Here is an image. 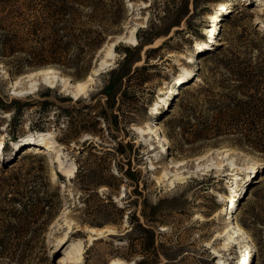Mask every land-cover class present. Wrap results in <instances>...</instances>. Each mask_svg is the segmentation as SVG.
Returning <instances> with one entry per match:
<instances>
[{
  "label": "rangeland",
  "instance_id": "obj_1",
  "mask_svg": "<svg viewBox=\"0 0 264 264\" xmlns=\"http://www.w3.org/2000/svg\"><path fill=\"white\" fill-rule=\"evenodd\" d=\"M119 1V22L105 33L102 45L129 32L134 22L138 25L137 45L119 39L112 64L94 75L84 96L73 99L58 85L41 83L40 76L30 78L37 81L33 92L14 95L11 81L34 69L11 75L0 68V178H10L19 166L27 167L34 155L43 159L47 176L58 189L56 213L43 243L24 260H1L0 264H73L66 246L79 242L84 250L78 264H110L114 258L123 259L122 264H219L213 248L234 264L236 244L230 242L228 250H221L226 238L223 226L231 220L223 213L227 200L226 211L231 209L254 245L246 264H264V249L259 250V241H264V157L251 154L262 166L243 169L241 162L250 163L244 154L230 153L231 162L226 164L213 153L197 165L194 158L213 148L238 147L229 141L233 135L194 137L202 118L198 111L191 115L185 109L190 102L203 103L211 93L213 98H221L222 84L234 89L235 100L242 97L236 89L241 83L237 77L224 81L226 76L212 74L209 68L237 55L264 58V25L256 21H264L261 0H231L227 10L220 9L224 0ZM215 10L224 18L216 43L219 26L215 33L207 32V14ZM88 25L96 27L93 22ZM156 40L158 45L152 47ZM205 40H211L210 44L196 47ZM98 50L85 75L103 56L104 52L96 55ZM189 56H193L191 63L186 62ZM180 64L189 69L194 65L205 78L195 82V77L193 81L178 77ZM30 79H22L19 86H27ZM257 82L254 78L249 84ZM165 85L175 92L165 105L153 108L164 96ZM251 101L247 117L235 114L236 102L231 105L233 112L225 123L231 122L228 128L232 132L251 123ZM156 122L169 140L167 152L158 151L162 146L158 138L149 140L144 134L142 139L135 131V126ZM254 126H264V120ZM43 130L52 134L40 140L38 133ZM29 144L38 145L43 152L35 153L34 146L27 149ZM57 148L64 152L66 165L76 163L73 177L58 167ZM171 158L185 161L176 166ZM51 169L56 172L54 179ZM174 176L180 179L170 183ZM122 187L124 195L119 196ZM218 192L226 198L221 201ZM68 224L72 230L79 229L57 243ZM85 226L109 227L114 233L89 244Z\"/></svg>",
  "mask_w": 264,
  "mask_h": 264
},
{
  "label": "trees",
  "instance_id": "obj_2",
  "mask_svg": "<svg viewBox=\"0 0 264 264\" xmlns=\"http://www.w3.org/2000/svg\"><path fill=\"white\" fill-rule=\"evenodd\" d=\"M89 9L92 13L87 12ZM120 15L119 0H0V61L11 75L54 66L80 79L88 72L105 33L118 24ZM89 22L96 27L91 28ZM258 59L261 60L237 55L209 68L212 74L226 76L224 81L237 77L241 83L236 89L242 97L235 100L234 89L222 84L221 98H213L211 93L203 103L187 104V113L198 111L202 118L194 137L233 135L229 138L232 145L264 157V126H254L264 120V58ZM254 78L258 82L250 85ZM246 90L252 92L247 94ZM251 100V123L232 132L228 128L231 122L225 123L233 112L231 105L236 102L235 114L247 117ZM12 172L10 178H0V194L6 193L0 195V261L24 260L42 244L58 204V189L51 184L42 158L33 155L27 167L19 166ZM262 242L261 239L260 251L264 249Z\"/></svg>",
  "mask_w": 264,
  "mask_h": 264
},
{
  "label": "bare ground",
  "instance_id": "obj_3",
  "mask_svg": "<svg viewBox=\"0 0 264 264\" xmlns=\"http://www.w3.org/2000/svg\"><path fill=\"white\" fill-rule=\"evenodd\" d=\"M224 1H221L219 3L220 9L227 10L228 5H231L230 4L231 0H226L225 3H224ZM144 4H147V3H144ZM260 4L262 5V9H264V0H261ZM218 9H219V7H218ZM219 15H220V13L217 10H215L213 12H209L207 14V18L210 21V24L207 25V27L209 28L207 30L208 34H209V32L215 33V31L217 30V28L219 26V30L217 32V35L214 36V43H216L217 36L219 35L221 27L223 25V19L224 18H220ZM256 21H261V23L264 25V21L262 19L259 20V18H256ZM137 27H138L137 23L134 22L130 26L129 32L127 31L124 34L118 35V37L115 40L108 41L107 44L104 43L101 46V48H99V50L96 54L97 56H99V54L104 52L103 56L100 58L99 62H97L95 64V66L91 69V72H89L88 75H85L84 78L73 79L70 75L63 73L61 70H59L56 67H41V68H37V69L31 70V71H28L26 74L17 75L14 78V80H12L10 83L12 85V88H11L12 94L17 95L19 92H28V93L33 92V90L36 89L37 81H32L30 78H35L37 76H40L41 83H44L45 85H47L49 87H54V86L58 85L63 91H65L67 94H69L70 97H72L73 99H78L80 96H84L85 94H87L86 92L90 86V83L93 81L94 75H97L105 67L112 64L114 57H115L114 46L118 42L119 39H124L123 41L129 43L132 46L137 45V38L135 36V30ZM210 41L211 40H209V41L205 40V41L197 42L196 47H199V45H201L203 43L204 44L208 43V45H209ZM152 45H153L152 47H156L158 45L157 40ZM189 57L190 58H188L186 60V62L191 63L193 60V56H189ZM97 61H98V59H97ZM193 63H195V60L193 61ZM0 68H1L2 72L8 73L6 66L1 61H0ZM179 69H181L182 72H180L178 77H183V78H187V79L190 78L192 81L195 77V79H194L195 81L201 80V76L199 75V72L197 70H195L194 65H192V67L189 69V68L183 66L182 64H180ZM22 79H25V80L30 79L31 81L29 82V84L27 86L20 87L19 82ZM164 88H165L164 96H161L158 98V101H156L153 108H158L159 103H162L163 105H165L167 103L169 97L171 96V94L173 92H175L174 87H170V86L166 87V85H165ZM162 91L163 90L161 89L159 91V93ZM144 127H146V128H144ZM135 131L138 134V136H142V139H145V138H143L144 134H147L149 136V138H148L149 140L150 139L152 140L153 138H158V141L161 142V144H162V146H161L162 149L158 148V151L159 152H162V150H166V152L168 151L169 140L163 134L161 126L157 122L153 123V124H148L145 126H139V125L135 126ZM51 134L52 133L49 130H43L40 133H38V135H40V137H39L40 140H44L45 139L44 136L51 135ZM85 137L87 138L88 136H85ZM1 142L2 141L0 140V144H1ZM12 144L15 145L16 143L13 141ZM32 146H34V149H35L34 152L35 153L43 152L41 147H39L36 144L35 145L29 144L28 145L29 148H27V149L31 150ZM51 146H53V145H51ZM56 151H57V157H56L55 161L58 163V167L62 168L64 170V174L67 175L69 178L73 177L78 170L76 163L71 161L68 165H66L67 160L65 158L64 152L61 150V148L60 149L57 148ZM232 152H240V153L244 154V157L250 159V163L247 165H245L244 162H241V168H243V169H248L250 166H251V168L255 167V166L256 167L262 166L261 161L254 159L251 156V154H249L243 150H240L238 148L232 149V148L216 147V148H213L212 150H210L204 154L196 156L194 158V161L197 165H199V162L203 158H205L209 154L214 153L218 158L226 161V164H230L229 162H231V159L229 156H230V153H232ZM170 161H171L172 165L179 166V165L183 164L185 160L184 159L173 160L171 158ZM152 162H153L152 157L150 156L151 167L153 166ZM50 177L53 179L56 177V172L53 169H51V171H50ZM174 179H180V176H174V178L171 179L170 183H173ZM123 189H124V187H122L119 196L124 195L122 193ZM222 198H226V197H223V195L220 194V200L221 201H222ZM116 200L120 202L119 197H116ZM228 201L229 200L226 201V206L223 210V213L224 214L227 213V217L231 218V220L226 222V224L223 226L222 233L226 234V238L222 243L221 250L222 249L228 250L229 243L230 242L235 243L236 246L238 247V249H237L238 255L236 256L237 260L234 262V264H237V263L246 264L253 254L254 245H253L246 229L239 223V221L235 217H233V213H230L231 209H229L228 212L226 211V209L228 207ZM232 201H233V199H232ZM215 215H216V213H215ZM78 229L79 228H75L72 230V229H70V226L68 224L66 231L60 237V239L58 240L57 243L62 242L64 239H66V237L69 233L76 231ZM84 230H86L88 233L87 242L89 244L96 238L103 237V236L108 235L110 233H114L113 228H109V227L97 228L94 226H85ZM220 233H221V231L218 232L217 235H219ZM242 246H243V248H242ZM83 250H84V247L82 246V243H80V242L74 246H72V245L66 246V251L68 254H71L70 258H72L71 262L73 264H78L81 261L82 255H83ZM245 250H247V251L245 252ZM213 251L215 253L214 255L216 257L217 256L219 257L218 258L219 264H233L232 263L233 260H232V262H229L227 260L225 261L224 259H222V253H220V251H218L217 249L213 248ZM122 263H125V261L121 258H114V259H111V261H110V264H122ZM130 264H132V261L130 262Z\"/></svg>",
  "mask_w": 264,
  "mask_h": 264
},
{
  "label": "water",
  "instance_id": "obj_4",
  "mask_svg": "<svg viewBox=\"0 0 264 264\" xmlns=\"http://www.w3.org/2000/svg\"><path fill=\"white\" fill-rule=\"evenodd\" d=\"M90 72H91V70H90ZM27 72H25V73H23V74H26ZM22 75V74H21ZM88 75V74H87Z\"/></svg>",
  "mask_w": 264,
  "mask_h": 264
},
{
  "label": "built area",
  "instance_id": "obj_5",
  "mask_svg": "<svg viewBox=\"0 0 264 264\" xmlns=\"http://www.w3.org/2000/svg\"><path fill=\"white\" fill-rule=\"evenodd\" d=\"M200 80H197V81H195V82H199Z\"/></svg>",
  "mask_w": 264,
  "mask_h": 264
}]
</instances>
